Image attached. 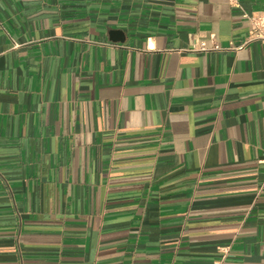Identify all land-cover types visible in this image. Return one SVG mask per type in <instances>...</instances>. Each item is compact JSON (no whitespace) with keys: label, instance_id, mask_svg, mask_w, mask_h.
I'll use <instances>...</instances> for the list:
<instances>
[{"label":"crops","instance_id":"0c3cea01","mask_svg":"<svg viewBox=\"0 0 264 264\" xmlns=\"http://www.w3.org/2000/svg\"><path fill=\"white\" fill-rule=\"evenodd\" d=\"M262 10L0 0V264H264Z\"/></svg>","mask_w":264,"mask_h":264},{"label":"built area","instance_id":"2783aa9c","mask_svg":"<svg viewBox=\"0 0 264 264\" xmlns=\"http://www.w3.org/2000/svg\"><path fill=\"white\" fill-rule=\"evenodd\" d=\"M243 16L250 23L249 40H257L264 44V10L253 13L244 12Z\"/></svg>","mask_w":264,"mask_h":264}]
</instances>
